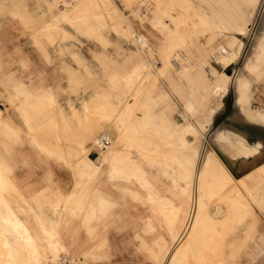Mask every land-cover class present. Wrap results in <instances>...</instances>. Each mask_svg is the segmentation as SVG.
<instances>
[{
	"label": "rangeland",
	"instance_id": "1",
	"mask_svg": "<svg viewBox=\"0 0 264 264\" xmlns=\"http://www.w3.org/2000/svg\"><path fill=\"white\" fill-rule=\"evenodd\" d=\"M43 1L42 11L31 13L24 0H0V14L13 17L0 20V160L27 198L21 213L40 241L28 235L26 257L17 259L0 243V264H55L63 255L82 264H169L171 256L183 264H264V177L256 175L264 176V154L248 157L233 173L241 189L239 176L248 174L260 197L249 193L251 209L236 206L240 193L225 170L199 185L196 202L195 186L183 185L194 182L195 171L168 152L174 146L161 129L170 118L183 122L189 140L183 151L197 155V172L216 127V141L231 156L243 155L224 134L234 133L239 78L264 77V70L248 66L252 54L264 57V0ZM11 33L23 38H6ZM232 40L242 47L227 59L224 47L237 46ZM222 72L229 75L228 91L210 92ZM20 82L33 92L50 90L56 101L32 123L16 93ZM222 96L224 109L200 124ZM147 97L152 111L163 112L152 127L132 123L128 108ZM84 102L91 106L90 126H84ZM134 114L148 111L142 103ZM4 121L14 126L13 136ZM84 156L96 170L81 169ZM174 193L188 200L187 217L170 200ZM195 209L206 222L191 236ZM44 221L50 228L45 223L41 244Z\"/></svg>",
	"mask_w": 264,
	"mask_h": 264
},
{
	"label": "crops",
	"instance_id": "2",
	"mask_svg": "<svg viewBox=\"0 0 264 264\" xmlns=\"http://www.w3.org/2000/svg\"><path fill=\"white\" fill-rule=\"evenodd\" d=\"M24 1H25L27 10L31 13H40L45 5L43 0H24ZM5 2L7 4L9 0H5ZM0 20L2 23H8L13 20V17L11 16L10 13L0 14ZM6 38L22 39L23 37L22 36L18 37L15 33H11ZM233 41L235 42L236 40H232L231 42L232 44H233ZM236 42H237L236 47H231V48H227L226 46L224 47L226 53L223 54V57H226L227 59L229 58L234 59V57L238 54V52L240 51L242 47V42L240 40ZM217 49H215L213 52H215L216 57L219 59L220 58L218 54L219 49L218 50ZM248 66H250L251 70L253 69L256 71L259 69L264 70V57H260L259 59H257L254 56V54H252L251 59L248 60ZM229 84H230L229 75L222 72L218 74L217 79L211 85H208L207 88L210 92L218 91L220 95H224L229 89ZM237 86H238V89H240L239 98L241 99L251 98V102L250 104L244 101L240 102L239 98L235 97V100L232 105L234 106V111L232 112L234 116V119H233L234 123H232V125L234 124V127H232L234 133H230L228 131V133L225 132L224 136L227 140L231 141L234 144L233 147H236L243 151V155L241 157L231 156V154H229L223 148L224 146L220 145L216 141V138H215L216 132L219 131V129L216 127L213 133L208 135V143L205 149V155H204L202 167L200 171L197 172V169H196L197 155L196 154L191 155L183 151V145H187L189 141L184 132L183 122L175 121L170 118L169 122L161 125L162 126L161 129L163 128V130L165 131L164 137L165 138L169 137V140L172 146H174L168 152L176 154L177 158H179V162L181 164H184L186 169L189 168L192 171H195L194 182H191L189 184L183 183V185L195 186L196 202L198 201L197 198H198L199 185H202L203 187L207 186L208 184L211 183V181L215 178V175L218 174L220 170H225L227 171L230 179L233 181V184H232L233 189L236 190V192L238 191L240 193V194H237L236 206L240 210L241 203L243 202L244 208H245L244 210H249L251 209V206L253 205L251 198L249 197V193L257 200H259L260 197L258 196L257 193H255L254 186L252 184L251 186L248 185L247 183L248 174H246L244 177L239 176V178H241L240 183H242L244 186V189H241V187L236 183L235 181L236 177L233 173L238 174L237 167L242 162L248 161L249 160L248 157L252 156L254 159H258L262 156V154H264V77L259 80H254V79L252 80L250 75L246 73V74H243L241 78L238 80ZM15 88H16L17 95L21 94L24 96L21 106H22L24 116L29 123H32L31 121L32 118L35 119L40 114H43L44 111L47 110L50 105L56 102L53 96V93H51L50 90H47L42 93L33 92L29 90L25 82L17 83L15 85ZM150 98L149 97H147V99L145 98L144 99L145 102L141 101L140 103H137V104L132 103V105L128 107V108H132V115H133L132 123H135L138 121L140 122V119H141L144 123L149 124V126L152 127L150 123L157 122L156 118L153 116L155 114H163V112L151 110V106L149 103ZM221 98L222 100L220 104L218 105V107L217 106L210 107L207 111L206 116L204 118L203 117L199 118L200 124L203 125L205 120L208 118L209 120H212L217 108H218V112L224 109L225 107L224 105H226V103H225L224 98L223 97ZM142 103L145 105L146 110L148 111L147 117L145 116L137 117L134 114L136 107L137 106L139 107ZM248 105H250V107ZM229 106L231 107V105ZM84 107L87 110L85 116L83 117L84 126L85 125L90 126L91 116L89 113H91L90 112L91 106L89 102H84ZM126 109L127 108L125 106V108L123 109V112H125ZM111 110L114 111L115 109L112 108ZM41 121H45V118L43 117ZM3 124L5 125V128L7 129L9 135L13 136L15 134L14 126L9 121H4ZM43 125H44V122L41 124V126ZM195 126L197 125L195 124ZM102 139L105 140L106 137H102ZM179 142L181 143V145H178ZM229 146L228 147L226 146V148H229ZM215 147H217L218 149ZM164 153H167V151H164ZM132 162L134 163L133 160ZM82 168H84V170H87V169L96 170V168L86 158V156H84V162H83V166L81 167V169ZM261 169L264 170V167H262ZM256 175L261 177L259 179H262L264 177L262 176L260 172L256 173ZM77 182H78V179H76L74 186H72L65 193H62L64 201L66 200L65 198L69 197L75 191ZM95 185L99 187L97 185V182L95 183ZM160 186H164V185L161 183L159 187ZM99 189L105 192V190L102 189L101 187H99ZM164 196L165 198H167L168 194H164ZM169 198L172 201H175V202L178 201L180 203L179 205L183 207V209H181V214L179 216L187 217L188 211H189L188 210V205H189L188 200L184 198L183 195L178 196L176 194L174 195V197H172V194H169ZM26 199L27 198L24 195L23 191L18 188L17 183L9 176V174L3 168L1 160H0V237L1 236L7 237V239L9 240L11 244L9 248L11 249V251L12 250L14 251L12 252L15 254L16 259L18 257L19 258L24 257V256L26 257L28 245H25L27 244V241H26L27 239L25 240L23 235H25L26 238L29 235L31 238V241L37 243V245L40 243V241L38 243L36 239V233L33 232L32 225H30V222L28 221L27 217L23 216L21 213L26 208V205L24 203V200ZM203 199H204V196L202 195V200ZM200 211L204 212L202 210L198 211V209H195V213L192 217L194 218L196 214ZM236 215L238 218H241L243 216V215L240 216L238 213H236ZM45 223L46 221H44L42 225L43 234L41 235V239H40L42 242L41 244H43L42 239H44L43 236L45 232L49 231V229L45 231ZM21 226L22 227L24 226L26 231H23L24 228H22ZM47 228H50V227L47 225ZM21 240L25 241L26 243H24Z\"/></svg>",
	"mask_w": 264,
	"mask_h": 264
},
{
	"label": "bare ground",
	"instance_id": "3",
	"mask_svg": "<svg viewBox=\"0 0 264 264\" xmlns=\"http://www.w3.org/2000/svg\"><path fill=\"white\" fill-rule=\"evenodd\" d=\"M252 1H258V3H260V0H252ZM246 27V26H245ZM240 32H243V31H245V29L244 28H242V29H240L239 30ZM259 53V52H258ZM240 79V78H239ZM224 86V85H223ZM223 94V93H222ZM223 97V96H222ZM225 106V105H224ZM213 111H214V109H213ZM220 138V137H219ZM254 148V147H253ZM252 150V149H251ZM249 152V151H248ZM254 152V151H253ZM256 153V152H255ZM248 155V154H247ZM246 157V156H245ZM242 160V159H241ZM77 164V163H76ZM77 166V165H76ZM86 172V171H85ZM229 178V177H228ZM225 191V190H224ZM74 194V193H73ZM72 195V194H71ZM7 205V204H6ZM220 207V206H219ZM219 215V214H218ZM209 216V215H208ZM210 218V217H209ZM211 219V218H210ZM212 221H213V219H212ZM20 222V221H19ZM205 220H202L200 217L198 218V215H196V218H195V220H194V222H192V224H191V228H190V235L192 236H196V235H198L199 234V232H201L203 229H202V227H204V226H201V224H205ZM216 222V221H215ZM216 225V224H215ZM22 227V226H21ZM212 227V226H211ZM22 228H24V226L22 227ZM23 231H26V229L24 228L23 229ZM204 231V230H203ZM202 231V232H203ZM25 234V233H24ZM22 236V235H21ZM32 236V235H31ZM26 237V236H25ZM30 237V236H29ZM22 239V238H21ZM27 239V238H26ZM25 239V240H26ZM207 239H208V237H207ZM24 240V239H23ZM23 240H21V241H23ZM29 240H31V238L29 239ZM27 241V240H26ZM24 243H26L25 241H23ZM27 242H29V241H27ZM223 242V241H222ZM0 243L1 244H4V246H8V250H9V246L11 245L10 244V242H9V240L7 239V237H4V236H1L0 237ZM32 243H33V241H32ZM191 243V242H190ZM30 244V243H29ZM28 244V245H29ZM25 245H27V244H25ZM34 245H35V243H34ZM33 245V246H34ZM188 245V244H187ZM36 246V245H35ZM32 247V246H31ZM198 247V246H197ZM1 248H3L2 246H1ZM6 248V247H5ZM13 248V247H12ZM199 249H200V247H199ZM11 250V249H10ZM1 251V250H0ZM2 251H6L5 249L3 250L2 249ZM13 251V250H12ZM11 251V252H12ZM8 252V251H7ZM14 252V251H13ZM16 253V252H15ZM13 256V255H12ZM200 257H201V255H200ZM178 258V257H177ZM183 260V259H182ZM1 263V262H0ZM169 264H183V263H181V262H179V261H177L174 257H172V259L169 261ZM185 264V263H184ZM201 264V263H200ZM206 264V263H205ZM208 264H209V262H208Z\"/></svg>",
	"mask_w": 264,
	"mask_h": 264
},
{
	"label": "built area",
	"instance_id": "4",
	"mask_svg": "<svg viewBox=\"0 0 264 264\" xmlns=\"http://www.w3.org/2000/svg\"><path fill=\"white\" fill-rule=\"evenodd\" d=\"M55 264H82V259L69 255L61 256Z\"/></svg>",
	"mask_w": 264,
	"mask_h": 264
}]
</instances>
